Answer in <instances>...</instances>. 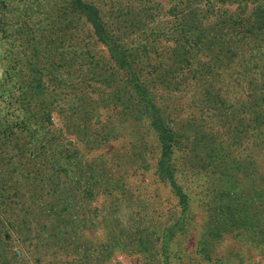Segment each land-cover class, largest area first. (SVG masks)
<instances>
[{"label":"rangeland","instance_id":"374dc122","mask_svg":"<svg viewBox=\"0 0 264 264\" xmlns=\"http://www.w3.org/2000/svg\"><path fill=\"white\" fill-rule=\"evenodd\" d=\"M0 264H264V0H0Z\"/></svg>","mask_w":264,"mask_h":264},{"label":"trees","instance_id":"16d2710c","mask_svg":"<svg viewBox=\"0 0 264 264\" xmlns=\"http://www.w3.org/2000/svg\"><path fill=\"white\" fill-rule=\"evenodd\" d=\"M78 5H79V7H80V8H82V9H84V8H85V9L87 10V9L89 8V7H88V6H86L85 4L81 3V1L79 2V4H78Z\"/></svg>","mask_w":264,"mask_h":264}]
</instances>
